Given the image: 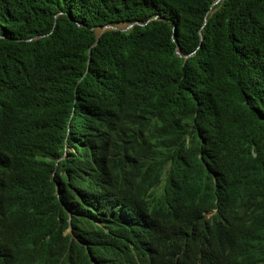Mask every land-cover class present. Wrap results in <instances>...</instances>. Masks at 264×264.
<instances>
[{
  "label": "trees",
  "instance_id": "trees-1",
  "mask_svg": "<svg viewBox=\"0 0 264 264\" xmlns=\"http://www.w3.org/2000/svg\"><path fill=\"white\" fill-rule=\"evenodd\" d=\"M108 25L125 30L99 34ZM89 172L94 192L164 175L163 197L193 200L197 217L222 195L264 241V0H0V202L28 230L2 239L26 264H92L63 230L105 241L100 219L121 217L79 202ZM221 232L196 219L155 264H196Z\"/></svg>",
  "mask_w": 264,
  "mask_h": 264
},
{
  "label": "clouds",
  "instance_id": "clouds-1",
  "mask_svg": "<svg viewBox=\"0 0 264 264\" xmlns=\"http://www.w3.org/2000/svg\"><path fill=\"white\" fill-rule=\"evenodd\" d=\"M75 149L70 148L71 151ZM67 151L65 149L55 163L67 156ZM54 173L52 171V177ZM92 176L89 172L77 180L75 190L79 202H86L95 195V208L101 202L115 204L121 218L107 216L100 219L98 226L104 228L105 241L96 240L95 234L91 232L86 234L87 239H76L70 223L62 232L63 235L69 234L85 247H92L90 250L86 248L87 257L92 264H127L131 255L136 256L147 250L149 237L151 239L165 235L168 239L159 238L158 244L152 247L154 253L145 263L155 264L168 251L176 252L177 249L170 245V241L177 238L180 232L186 231L196 219H200L210 229L222 230L209 240L203 256L198 258L196 264H264V241L257 239L258 231H249L238 224L239 209L229 202L223 203L222 195L221 198H215L210 207L202 210L200 217H197L193 200L181 194L168 200L163 197L164 175L157 186L125 180L109 190L95 189V192L89 185ZM139 211L142 212L138 213ZM152 214L159 218L151 216ZM70 215L68 212V222ZM13 217V210L0 202V264H26L27 261V251L23 244L2 239L7 230L14 234L20 230L23 238L28 234V230L19 222L10 224ZM23 218L19 216V220ZM121 223L132 225L140 238L132 242L123 236L119 230ZM75 264L81 263L76 261Z\"/></svg>",
  "mask_w": 264,
  "mask_h": 264
},
{
  "label": "water",
  "instance_id": "water-1",
  "mask_svg": "<svg viewBox=\"0 0 264 264\" xmlns=\"http://www.w3.org/2000/svg\"><path fill=\"white\" fill-rule=\"evenodd\" d=\"M132 26V24L131 25H129L128 27H126L125 29H127V28H129V27H131ZM104 29H114V30H121V31H123V30H125V29H123V28H119V27H117V26H112V25H110V26H104L103 27ZM103 31V30H102ZM101 31V32H102ZM100 32V33H101ZM98 41V37H97V39H96V42ZM177 53V55L178 56H181V54L179 53V51H177L176 52Z\"/></svg>",
  "mask_w": 264,
  "mask_h": 264
},
{
  "label": "bare ground",
  "instance_id": "bare-ground-1",
  "mask_svg": "<svg viewBox=\"0 0 264 264\" xmlns=\"http://www.w3.org/2000/svg\"><path fill=\"white\" fill-rule=\"evenodd\" d=\"M102 30L104 31L105 29H104V28H101V29H100V32H101ZM103 31H102V32H103ZM100 32H99V34H101V33H102V32H101V33H100Z\"/></svg>",
  "mask_w": 264,
  "mask_h": 264
},
{
  "label": "rangeland",
  "instance_id": "rangeland-1",
  "mask_svg": "<svg viewBox=\"0 0 264 264\" xmlns=\"http://www.w3.org/2000/svg\"><path fill=\"white\" fill-rule=\"evenodd\" d=\"M118 27H119V28H123V29L125 28V27H123L122 25H120V26H118Z\"/></svg>",
  "mask_w": 264,
  "mask_h": 264
}]
</instances>
